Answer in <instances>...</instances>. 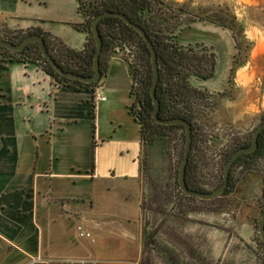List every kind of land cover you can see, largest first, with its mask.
I'll list each match as a JSON object with an SVG mask.
<instances>
[{
	"label": "crops",
	"instance_id": "obj_1",
	"mask_svg": "<svg viewBox=\"0 0 264 264\" xmlns=\"http://www.w3.org/2000/svg\"><path fill=\"white\" fill-rule=\"evenodd\" d=\"M78 8L79 0H0V27L40 29L83 51L89 34L75 27L84 23ZM215 78L192 82L211 94L229 87L228 77ZM132 87L120 49L98 103L95 89L63 88L37 64L0 60V264H142L149 148L129 112ZM122 106L130 121L116 117ZM108 109L115 117L105 130ZM232 109L238 118V103ZM80 225L93 239L79 236Z\"/></svg>",
	"mask_w": 264,
	"mask_h": 264
},
{
	"label": "rangeland",
	"instance_id": "obj_2",
	"mask_svg": "<svg viewBox=\"0 0 264 264\" xmlns=\"http://www.w3.org/2000/svg\"><path fill=\"white\" fill-rule=\"evenodd\" d=\"M163 1L170 21L181 24L176 41L197 51L207 47L217 59L214 81L229 80V87L219 94L198 88L205 97L195 107L198 178L202 189L212 192L224 181L229 157L250 145L255 130L264 123V0ZM6 32L0 27V38ZM120 50L130 65L146 71L138 48L125 45ZM234 102L238 118L231 114ZM114 117L109 109L104 110L103 129H110ZM116 117L130 121L123 106ZM183 135L184 130H167L143 158L149 222L142 264H264L259 234L264 214V156L235 166L234 185L222 198L189 200L177 187Z\"/></svg>",
	"mask_w": 264,
	"mask_h": 264
},
{
	"label": "trees",
	"instance_id": "obj_3",
	"mask_svg": "<svg viewBox=\"0 0 264 264\" xmlns=\"http://www.w3.org/2000/svg\"><path fill=\"white\" fill-rule=\"evenodd\" d=\"M166 9H168V6L163 0H79L78 11L84 18V23L75 25V27L89 34V41L83 51L71 49L59 38L40 29H33L27 32L7 31V35L0 39L18 44L31 35H41L45 40L49 53L61 68L67 72L90 77L94 74V59L97 50L92 32L94 20L106 12H119L141 26L157 50L160 68V81L157 87V97L161 102L160 118L163 120L185 119L192 124L193 148L187 167L186 180L190 189L206 192L202 189L198 178L199 166L196 151L198 148L199 128L195 112V107L205 96L204 92L196 88L192 81L193 79L206 81L213 78L217 71V59L216 55L210 52L207 47L197 51L192 46L184 47L180 45L176 41V31L181 24L179 22L172 23L170 21L171 16ZM99 30L104 43L101 55L102 80L107 75L111 57L117 49H121L125 45L138 48V59L146 67V71L142 73L136 66L129 64L133 78L131 91L133 103L129 108V112L141 125L145 147L147 149L152 147L159 137L165 135L167 130L185 131L183 126H163L157 124L153 119L154 103L151 96L153 85L152 57L142 36L134 28L116 17L104 19L99 25ZM0 60L3 62L37 64L54 78L58 86L67 89L76 91L94 90L100 84L87 85L64 78L43 57L39 44H31L25 51L19 53L0 47ZM183 139L186 143V132L183 135ZM261 156H264V132L260 136L259 149L253 154L242 156L235 166L245 159L253 160ZM92 159L94 168V144ZM232 180L233 175L231 174L230 186L224 195L232 189L234 185ZM177 187L186 199L195 200V198L187 197L182 193L178 181Z\"/></svg>",
	"mask_w": 264,
	"mask_h": 264
},
{
	"label": "water",
	"instance_id": "obj_4",
	"mask_svg": "<svg viewBox=\"0 0 264 264\" xmlns=\"http://www.w3.org/2000/svg\"><path fill=\"white\" fill-rule=\"evenodd\" d=\"M109 17H116L123 20L127 25L134 28L144 39L146 42L152 57V68H153V85L151 88V96L154 103V110H153V119L154 121L163 126H183L186 132V143L184 149V157L179 169L178 175V184L179 187L184 195L187 197L199 199L202 201H214L216 199L221 198L229 189L230 186V178L232 170L237 163V161L245 155H250L255 153L259 149V140L261 134L264 132V123L259 125L254 132L253 135V142L249 147L241 148L237 150L231 159L228 161L225 169H224V176H223V183L219 186L216 190L212 192H201L192 190L189 188L186 180L187 175V167L190 161L192 148H193V126L192 124L185 120V119H173V120H163L160 118V111H161V102L157 97V87L160 81V68L158 63V55L155 45L151 41L150 37L146 33V31L139 25L132 22L127 16L119 12H106L101 14L98 18H96L93 22L92 32L96 41V54L94 59V74L90 77L81 76L79 74L73 72H67L63 68H61L54 58L49 53L45 40L43 36L35 34L27 37L21 43H13L9 42L4 39H0V47L5 48L9 51L19 53L23 52L27 49L28 46L31 44H39L40 50L42 52L43 57L47 60V62L52 65L56 71L62 75L64 78L75 80L82 82L87 85H96L101 83L103 74L101 70V55L103 51V39L99 30L100 23ZM259 234L264 244V214L259 224Z\"/></svg>",
	"mask_w": 264,
	"mask_h": 264
},
{
	"label": "built area",
	"instance_id": "obj_5",
	"mask_svg": "<svg viewBox=\"0 0 264 264\" xmlns=\"http://www.w3.org/2000/svg\"><path fill=\"white\" fill-rule=\"evenodd\" d=\"M107 100V97L105 95H103L102 93H100L99 89H95V93H94V101L96 103L98 102H105ZM78 232H79V236L81 238H86V239H93V236L91 233L87 232L83 226H78Z\"/></svg>",
	"mask_w": 264,
	"mask_h": 264
}]
</instances>
